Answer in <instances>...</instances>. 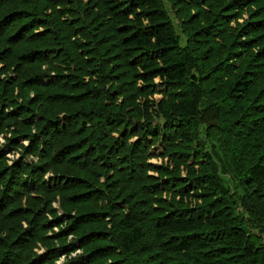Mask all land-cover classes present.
I'll return each instance as SVG.
<instances>
[{"label":"trees","instance_id":"obj_1","mask_svg":"<svg viewBox=\"0 0 264 264\" xmlns=\"http://www.w3.org/2000/svg\"><path fill=\"white\" fill-rule=\"evenodd\" d=\"M258 1L0 0V222L34 216L15 240L0 223V264H152L177 247L193 264H239L250 249L264 264V4L247 6ZM158 144L179 169L150 164ZM107 156L116 174L73 219L102 227L54 245L48 194L87 188Z\"/></svg>","mask_w":264,"mask_h":264},{"label":"rangeland","instance_id":"obj_2","mask_svg":"<svg viewBox=\"0 0 264 264\" xmlns=\"http://www.w3.org/2000/svg\"><path fill=\"white\" fill-rule=\"evenodd\" d=\"M127 1H129V0H127ZM260 3L264 4V0H259L256 3L254 2L252 4H247V6L252 5V7L253 6L256 7V6H259ZM142 7L140 6L138 8V6H137L136 8H138V10H140V9H142ZM163 9L164 10H168L169 8L165 7ZM126 13L129 14V10H127ZM132 19H134V14H132V16H131V20ZM245 19H247V16L245 17ZM240 22L242 23V21H240ZM146 23H147V21H146ZM177 33H178V35H180V32L177 31ZM155 34H158V33L155 32L154 35ZM113 42H114V40H113ZM97 58H98V56H97ZM120 63H125V62H123L122 58H118V60H116V62H114V64H116V65H119ZM3 64L2 63L0 64V69H2L4 67ZM54 67H57V63L54 64ZM45 68L48 70L47 66H45ZM12 72H13L12 73V77L16 76L15 75V71H12ZM156 82H159V81L157 80ZM44 83H47V81L45 80ZM259 84H261V85L264 84V73L262 74V78L259 80ZM36 91L38 92V89L35 90L33 88V92H31V91L29 92L28 91V94L30 96H33L34 93H36ZM74 91L75 90H73L72 92H74ZM162 92H163V90H162ZM21 95H23L22 92H21ZM155 99H157V100L159 99V101H160L161 96L158 95V96L155 97ZM221 101H223V100H220V102ZM143 104L144 103H141V106H143ZM59 114H60V112H59ZM112 136L113 137H117L116 134H113ZM135 139H136V137H132L130 142L134 141ZM3 143H4L3 139L0 138V145H2ZM5 153L7 154V156L10 159H15V158L19 157V155L17 153L13 154V153L10 152L9 149L5 150ZM153 153H155L156 157L152 158V159L150 158V164H152V165L155 164L157 166H161V165L167 164V166H169L173 170H175V169L177 170V168L178 169L180 168V167L176 166V165H179V164H177L175 162V161H177L176 159L171 160V159H168L169 158L168 156H164L166 154H163V151H162V149L160 147V144H158L157 147H155L153 149ZM121 154L122 153H120L119 155H121ZM116 156H118V155H116ZM104 160H105V162H104ZM161 160L165 161V162H162ZM107 163L109 164V166L106 165ZM100 164L102 165L101 168L96 169V170H94V168H92L91 170H88L91 173H88V175H87V180L88 181L87 182L85 181V184H86L85 186L87 188H82L81 186L80 187L78 186V187L72 188V189L69 188L67 190V192H65V193H55V194L54 193H51V194L49 193L48 194L49 198H51V202L52 203L55 202L54 203V209H56V210L55 211L53 210L54 211V217L51 215L52 211H48L45 214L46 217L43 219V221H47V220H50V219H52V220L55 219V221H57L58 225L56 226L54 231L50 230L48 232L50 234V236H55L54 238H58L57 239V243H55L54 245H58V244L62 243L63 238H61L59 236L63 235L64 232L68 233V236H69L68 239H70L71 241H74V239H76L78 236L81 235V237H82V236H84L86 234L96 233L95 231L99 227H102V225H100V224H102L101 222L99 224H96L98 221H96L95 224L89 222L90 220H87L88 223L85 222V221H83V222L77 221L76 227L74 226V223H73V219H76L77 217L82 216L83 214H85V215L86 214H90V210L92 209L91 208V205H92L91 202H93V201H91V202H89V201L93 199V196H94V198H96L95 197L96 193H95L94 190H96L97 185H99L100 183H105L106 175L113 177L116 174L115 173V168L111 165L112 164L111 157L107 156V157H105L103 159L101 158ZM173 166H175V167H173ZM126 167H127V164H124L123 167L121 168V169H123L122 172H124V171L129 169V168H126ZM55 171H56V169L54 170V172ZM126 172H127L126 174L128 176H130L131 178H136L137 177L136 175L138 174V171L137 172H133V174L130 173V175H129L128 171H126ZM77 173H79V172H77ZM99 173H101V174L98 175ZM54 174L55 173H53L52 175H54ZM82 174L85 176V173H82ZM182 174L184 176H186L185 171H182ZM149 175L153 176V178H154L158 174H157L156 171H149ZM138 176H139V174H138ZM160 176H161V174H160ZM98 177H100V178L98 179ZM162 177L164 178L165 176L163 175ZM107 182H108V180H107ZM101 185H104V184H101ZM135 190H137V189H135ZM89 191H92V192H89ZM261 191H262V189L260 187L259 188V192H261ZM89 193H92V195H89ZM134 193L138 194L139 191H134ZM170 193L169 192H163V193H161L159 195H162L163 196L162 198H164V199L166 198L167 199V198H171L172 194H170ZM84 197L86 199H84ZM59 202L62 203V205ZM94 202L95 203H93V205L95 206V208L98 207V208L102 209L104 207V205H106V202L105 201L103 202L102 200H99V201L96 200ZM59 204H60V207H59ZM154 206L155 205H153V207ZM38 209H40V211H41L43 208L39 207ZM38 209L33 210L32 213H36V211ZM61 209L64 210L65 212L63 211L64 212L63 213ZM68 216L70 217L69 219H67ZM204 216H206V215L204 214ZM33 217L30 218V215H29V216H27V218H24V217H22V215L18 214L16 216V218L13 219L12 221L6 220V219H2L0 223H2L1 227L8 228V233L10 235V230L12 229L13 225H16L17 221L19 222V220L21 218H24L25 219L24 222L29 221L30 224H31V221H32ZM104 228H106L108 230L107 226H104ZM165 231H169V230L165 229ZM46 232H47V230L45 231V233ZM261 233H260V231L259 232H255L256 235H263L264 236V228L261 230ZM0 234L4 235L5 233H4V231H1ZM42 234H44V232H42ZM171 235H175V234L172 233ZM234 235L235 234H233V233L230 234L229 232H226V233L222 234L221 236H219V239L222 240L223 242L228 240L229 242H231V243L236 245L237 238ZM10 236H11V238L13 240H15L16 235L15 236L10 235ZM97 238H99V237L95 236V237H93V240H92V238L89 240V241H92L93 244L87 246V249L91 250L92 247H100L102 241L96 240ZM215 241H217V240H215ZM162 244H163V242L159 243V245H161V247H163ZM185 244L188 245L189 242H185ZM50 246H51V244H50ZM96 249H99V248H96ZM222 249H225V248H222ZM176 250H178V251L177 252H173L174 254H171V252H169V251L168 252H162V251H158L157 249H155L153 251V254H152V256H153L152 264H193L191 262H188V261L184 260L186 257L187 258H192V259L194 257V256H192V255H190L188 253V250L185 253H184V250L181 249V247H177ZM252 250L253 249H250L249 252H244L241 255L242 256V257H240V262L241 263L239 262V264H246V263L254 264V263L250 262L253 259V253L254 252ZM42 252H43L42 250H39V253H42ZM117 252L120 253V250L117 251ZM44 253L45 252H43L42 254H44ZM62 253H63V251H62ZM79 253H80V250L77 251L76 253H74L73 256L75 257L76 255H79ZM1 257H2V259H1ZM64 259H65L64 256H62V258L58 262V264H61L64 261ZM16 260H17V256H16V254H13L8 261H9V264H13V262L16 261ZM182 260H184L185 263H183L184 261H182ZM1 261L2 262L5 261V258H3V253L2 252H0V263H1ZM214 263H219V262L215 261ZM71 264H78V263L75 260H71ZM109 264H110V262H109ZM202 264H209V262H202Z\"/></svg>","mask_w":264,"mask_h":264}]
</instances>
